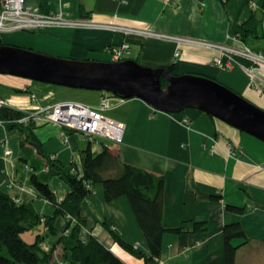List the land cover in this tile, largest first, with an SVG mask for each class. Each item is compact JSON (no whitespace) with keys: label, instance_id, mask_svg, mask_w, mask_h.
Instances as JSON below:
<instances>
[{"label":"crops","instance_id":"obj_1","mask_svg":"<svg viewBox=\"0 0 264 264\" xmlns=\"http://www.w3.org/2000/svg\"><path fill=\"white\" fill-rule=\"evenodd\" d=\"M25 2L32 10L43 14L62 13L73 21L113 23L131 29H149L174 38L237 48H242L235 37L237 29L253 15L249 0ZM12 34H1V41L5 35ZM28 34L14 39H18L17 44L29 46L34 51L89 62H110L108 48L127 43L130 54L125 60H133L131 50L136 47L135 59L145 67L172 66L173 73L178 76L202 75L226 84L245 99L264 103V71L256 68L257 77L251 79L247 69L253 63L246 58L235 57L234 68L222 70L212 60L214 50L191 43L80 27H45ZM251 43L254 48L261 45L257 41ZM177 52L178 58L175 57ZM69 89L0 75V100L7 108L25 116L70 101L99 109L103 96L107 98L101 114L125 126L123 142L116 145L94 142L101 148L104 145L118 152L123 163L164 178L163 227L175 229L191 222L204 223L208 227L206 232H165L160 264H226L222 233L231 223L241 224L249 240L246 243L243 239L232 241L240 246L236 264H264V142L195 109L167 115L156 112L139 98L123 100L104 92ZM0 121V190L16 201L32 203L41 215L51 216L52 205L39 198L31 177L46 184L62 201L70 188L59 177L58 167L66 172L72 171L73 164L80 168L81 152L90 140L72 132L64 143L60 137L62 129L38 120L34 134L40 153L18 127L12 128L1 111ZM229 205L243 208L242 214L227 212L225 207ZM82 209L81 217L86 221L83 239L90 234L99 238L103 231L106 232L100 222H106L137 250L147 251L141 228L126 197L106 203L103 186L98 184ZM62 225V219L58 218L56 226L61 228ZM108 241L109 245H105L113 251L115 243L111 239ZM45 242L50 245L52 240ZM60 250L58 247L55 253ZM116 255L125 262L122 256ZM124 257L131 264L144 263L131 254Z\"/></svg>","mask_w":264,"mask_h":264},{"label":"trees","instance_id":"obj_2","mask_svg":"<svg viewBox=\"0 0 264 264\" xmlns=\"http://www.w3.org/2000/svg\"><path fill=\"white\" fill-rule=\"evenodd\" d=\"M249 2L255 3L257 10H253L252 17L237 29L235 37L242 47L264 56V0H249ZM252 41L260 42L261 45L254 48ZM2 44L0 39V46ZM168 71L174 74L172 66H168ZM161 84L163 88L168 85L164 80H161ZM0 111L12 124V128L18 127L20 132L26 135V140H30V143L42 153L34 134L37 121L30 119L27 124H13L12 121L25 115L7 107ZM91 141L93 140H90L89 145L81 152L80 168L73 164L72 171L66 172L58 167L59 177L70 188V192L62 201L56 198L46 184L31 177L39 198L52 205L54 212L51 216L41 215L32 203L16 201L0 190V264H56L53 260L58 247L62 251L64 264H126L96 235L90 234L87 239H83L82 229L86 227V221L81 217L82 208L85 206L87 197L94 193L98 184L103 186L106 203L118 200L120 197L127 198L145 239L146 252L137 250L133 244L123 240L112 225L106 222H100V224L111 241L136 259L144 261L143 264H160L163 250L162 237L165 232L180 234L207 231V225L199 222L186 223L175 229L163 227L164 178L123 163L119 153L107 146L103 145L100 152L93 153ZM94 141L105 143L98 139ZM225 210L239 215L243 212V208L231 205L226 206ZM58 218L63 221L61 228L56 226ZM32 230L41 231L35 233L36 235L34 234L29 242L25 241L22 235ZM222 236L226 264H236V254L240 246L234 245L232 241L236 239H243V243L249 241L242 225L231 223L225 226ZM50 239L52 243L48 245L45 241Z\"/></svg>","mask_w":264,"mask_h":264},{"label":"water","instance_id":"obj_3","mask_svg":"<svg viewBox=\"0 0 264 264\" xmlns=\"http://www.w3.org/2000/svg\"><path fill=\"white\" fill-rule=\"evenodd\" d=\"M16 76L66 88L139 98L156 112H204L264 142V110L225 84L195 74L175 75L166 67L151 68L135 60L95 62L55 57L16 45L0 46V75ZM161 80L168 84L162 87Z\"/></svg>","mask_w":264,"mask_h":264},{"label":"built area","instance_id":"obj_4","mask_svg":"<svg viewBox=\"0 0 264 264\" xmlns=\"http://www.w3.org/2000/svg\"><path fill=\"white\" fill-rule=\"evenodd\" d=\"M252 11L257 10L255 3L251 4ZM92 28L103 29L113 33H123L125 35H138L150 38H157L163 40H172L174 42H183L186 44H193L201 46L206 49L214 50L212 60L215 66L220 69L231 70L237 64L235 57H242L248 59L253 66L248 68V73L252 78L257 77V69L264 71V56L253 53L249 48L230 47L226 45L208 44L205 42H198L192 39H183L180 37L174 38L165 36L159 33H154L149 29H131L126 26H118L113 23L103 24L95 23L94 21H73L64 17L62 13H41L32 10L26 5L25 0H0V35L12 34L14 32L29 31L34 32L42 28ZM130 47L127 43L119 46H112L108 48L107 53L111 56L110 62H122L130 54ZM179 52L175 54L178 58ZM252 86L253 80H252ZM107 104V98L103 96L101 106L99 109L90 108L83 103L64 102L47 109L39 110L37 114L23 116L12 121L13 124H27L32 119L34 121L41 120L43 122H54L62 126L60 137L64 143L68 140V132H75L84 135L89 140L98 139L101 141L111 142L113 144H121L125 133V126L101 114ZM6 107L5 102L0 100V109ZM90 120V121H87ZM2 121H0V125ZM136 248V246H134Z\"/></svg>","mask_w":264,"mask_h":264},{"label":"rangeland","instance_id":"obj_5","mask_svg":"<svg viewBox=\"0 0 264 264\" xmlns=\"http://www.w3.org/2000/svg\"><path fill=\"white\" fill-rule=\"evenodd\" d=\"M27 32V33H26ZM28 33H32V32H29V31H23V32H21V34H19V33H14V34H12V35H5L6 37H5V39L3 40V43L4 44H7V45H16V46H19V47H22V48H24V47H26V48H31V47H29V46H26V45H24V46H22L21 44L19 45V44H17V43H19V41H18V39H14L15 37H19V35H29ZM33 50V49H32ZM36 50V49H35ZM137 48L136 47H133L132 48V50H131V58L134 60L136 57H137ZM80 60V59H79ZM78 60V61H79ZM141 63V62H140ZM35 82V81H34ZM37 82V81H36ZM219 82V81H218ZM221 83V82H220ZM224 85V84H223ZM226 85V84H225ZM227 86V85H226ZM60 88H65V87H63V86H60ZM67 89H69V88H67ZM70 89H74V88H70ZM69 89V90H70ZM81 90H84V89H81ZM81 90H78V89H75V91H81ZM232 90V89H231ZM84 91H86V92H95V93H103V92H100V91H94V90H92V91H90V90H84ZM234 92H237V91H234ZM104 93H106V92H104ZM237 93H239V92H237ZM106 94H109V93H106ZM240 94V93H239ZM109 95H111V96H113L112 94H109ZM241 95V94H240ZM114 97V96H113ZM247 100H249L248 98H247ZM250 101V100H249ZM250 102H252V101H250ZM254 105H256L257 107H260L262 110H264V103L263 102H261L260 100L259 101H257V103L256 102H252ZM86 105V104H85ZM49 123H53V124H55V125H57L60 129H62V126L61 125H59V124H57V123H54V122H49ZM49 123H47V124H49ZM44 124H46V123H44ZM42 126V125H41ZM75 133V132H74ZM79 134V133H78ZM106 143H107V141H105ZM107 144H110V143H107ZM93 146H94V151H93V153H98V152H100L101 150L100 149H102L100 146H99V144L98 143H96V142H93ZM98 147V148H97ZM77 162H78V165L80 164V161H79V158L77 159ZM41 231V230H40ZM40 231H33L32 230V232H26L25 234H23L22 235V237L23 238H25L26 237V239H25V241H27V242H29L30 241V239L31 238H33L34 237V234L35 233H38V232H40ZM36 235V234H35ZM33 236V237H32ZM99 239H100V241H102L104 244H108L109 245V239H110V237L107 235V233L106 232H102L100 235H99ZM107 245V246H108ZM113 251L112 250H110L111 252H113L115 255H116V253H118L119 255H120V257L125 261V262H128L127 261V259H125V257H124V255H129V253L128 252H126V251H124L122 248H120L117 244H113ZM125 253V254H124ZM62 251L60 250V252L58 251V252H56L55 253V256H54V263H56V264H64V261L62 260ZM117 256V255H116ZM118 257V256H117ZM119 258V257H118ZM120 259V258H119ZM121 260V259H120ZM127 264H131L130 262H128Z\"/></svg>","mask_w":264,"mask_h":264},{"label":"bare ground","instance_id":"obj_6","mask_svg":"<svg viewBox=\"0 0 264 264\" xmlns=\"http://www.w3.org/2000/svg\"><path fill=\"white\" fill-rule=\"evenodd\" d=\"M87 121H90V120H87Z\"/></svg>","mask_w":264,"mask_h":264}]
</instances>
